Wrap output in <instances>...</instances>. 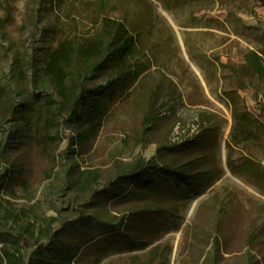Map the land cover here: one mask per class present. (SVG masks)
<instances>
[{
    "label": "rangeland",
    "instance_id": "374dc122",
    "mask_svg": "<svg viewBox=\"0 0 264 264\" xmlns=\"http://www.w3.org/2000/svg\"><path fill=\"white\" fill-rule=\"evenodd\" d=\"M103 17L123 22L139 38L142 54L133 64L143 76L84 147L72 142L76 133L64 124L46 157L0 116V198L17 213L33 208L40 221L60 219L53 230L83 219L85 241L99 238L87 247L86 264H131L133 253L145 256L155 246L168 247L171 264H264V67L257 73L250 63L256 53L264 66V0H0L1 84L18 102L38 94L30 80L48 50L69 34H95ZM16 57L28 75L22 84L12 70ZM108 75L87 83L99 85ZM234 112L248 119V140ZM149 161L188 168L191 199L179 205L183 220L166 224L148 250L131 253L109 244L101 235L105 225L171 203H111L73 184L81 171L99 169L94 187L102 190ZM22 180L31 183L28 193ZM177 208L176 202L173 213ZM17 230L0 217V247L17 240L26 261L35 239L20 240ZM72 236L70 244L82 243L81 235Z\"/></svg>",
    "mask_w": 264,
    "mask_h": 264
},
{
    "label": "trees",
    "instance_id": "16d2710c",
    "mask_svg": "<svg viewBox=\"0 0 264 264\" xmlns=\"http://www.w3.org/2000/svg\"><path fill=\"white\" fill-rule=\"evenodd\" d=\"M97 24L99 28L95 34L83 37L69 34L48 50L39 73L30 80L40 91L38 94L18 102L12 91L9 92L0 82L1 120H13L18 137L41 155L48 157L54 153L60 128L64 124H69L76 133L72 142L84 147L88 139L104 128L117 103L129 99L131 88L143 76L144 69H138L133 64L134 58L142 54L136 34L123 22L113 18L103 17ZM250 56L252 68L261 73L264 67L261 57L256 53ZM12 70L17 73L18 84L28 79L19 57L15 58ZM104 72L109 75L103 83H87ZM234 119L236 125L239 123L243 138L248 140L251 135L248 119L237 112H234ZM179 148L181 145L166 150L175 151ZM228 167L233 171L230 163ZM101 173L99 169L83 170L73 185L80 193L90 194L91 197H109L111 203L133 200L171 203L169 208L158 211L132 210L122 214L116 225H105L101 235L109 236L106 238L109 244L115 248L120 246L124 251L133 253L148 250L153 245L154 237L164 232L166 224H178V219L183 216L179 212V205L191 199L192 173H189L188 168H172L167 164L149 161L119 175L102 190H98L94 186L100 181ZM50 178L48 175L46 179ZM20 186L26 193L31 189L29 180H22ZM176 202L178 208L173 213ZM155 216L159 221L154 220ZM0 217L9 220L10 224H18L19 239L34 238L37 247L25 261L17 240L12 244L1 245L0 264H86L82 259L87 247L99 239L92 237L85 241L87 235L82 230L83 219L79 221V226L75 221H68L61 223L58 230H53L60 219L54 217L40 221L33 208L17 213L2 198ZM71 234L72 237L81 235L82 243L70 244L68 235ZM44 240L47 243L41 244ZM166 249V246H155L145 256L133 253L128 259L131 264H171ZM94 264H100V260L97 259Z\"/></svg>",
    "mask_w": 264,
    "mask_h": 264
},
{
    "label": "built area",
    "instance_id": "2783aa9c",
    "mask_svg": "<svg viewBox=\"0 0 264 264\" xmlns=\"http://www.w3.org/2000/svg\"><path fill=\"white\" fill-rule=\"evenodd\" d=\"M176 139H178V138H177L176 135H174V137H173V142H176V141H177Z\"/></svg>",
    "mask_w": 264,
    "mask_h": 264
}]
</instances>
